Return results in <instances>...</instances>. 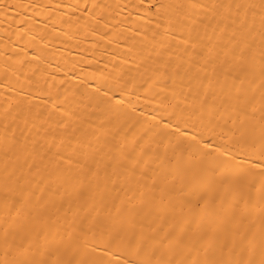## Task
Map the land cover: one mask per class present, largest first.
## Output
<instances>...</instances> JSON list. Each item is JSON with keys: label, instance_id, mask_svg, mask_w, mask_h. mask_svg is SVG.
Here are the masks:
<instances>
[{"label": "bare ground", "instance_id": "1", "mask_svg": "<svg viewBox=\"0 0 264 264\" xmlns=\"http://www.w3.org/2000/svg\"><path fill=\"white\" fill-rule=\"evenodd\" d=\"M0 264H264V0H0Z\"/></svg>", "mask_w": 264, "mask_h": 264}]
</instances>
